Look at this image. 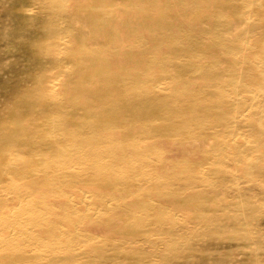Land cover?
Returning <instances> with one entry per match:
<instances>
[{"label": "rangeland", "instance_id": "obj_1", "mask_svg": "<svg viewBox=\"0 0 264 264\" xmlns=\"http://www.w3.org/2000/svg\"><path fill=\"white\" fill-rule=\"evenodd\" d=\"M78 1L77 7L71 3L76 9L70 4L74 12L69 8V14H62L57 0H0V264H264V0H193L197 4L188 7L189 15L176 16L177 28L184 29L178 47L158 52L154 56L163 63L150 65V75L160 87L135 103L124 101L118 109L126 118L114 125L116 137L136 138L142 146L140 157L150 162L143 167L134 161L131 168H112L114 173L99 176L78 175L85 166L68 171L53 166L62 158L52 148H64L65 131L79 130L69 123L60 132L55 123L71 114L91 117L109 111L103 98L109 90L100 86L86 54L96 48L93 41L90 38L85 53L72 51L82 34L102 26L93 21L99 18L96 13L87 12V4L94 6L92 0ZM124 1L113 0L114 19L126 15L128 0ZM127 26L114 25L117 30ZM147 59L154 57L149 54ZM168 70L171 75L165 73ZM66 182L72 188L70 196L78 194L71 201L61 197L48 204L25 193L65 187ZM118 196L125 198L117 201ZM67 203L77 205L78 215L57 220ZM48 206L52 208L46 211ZM78 217L87 220L77 221ZM95 228L98 235L88 237ZM50 229L63 236V243V234L71 231V247L51 245Z\"/></svg>", "mask_w": 264, "mask_h": 264}, {"label": "bare ground", "instance_id": "obj_2", "mask_svg": "<svg viewBox=\"0 0 264 264\" xmlns=\"http://www.w3.org/2000/svg\"><path fill=\"white\" fill-rule=\"evenodd\" d=\"M56 1V0H55ZM58 1V5H59V9L60 11L63 13H68L69 8H71L74 12V7L76 6L74 2L79 3L78 0H57ZM120 2H124L126 3L124 0H119ZM127 1V0H126ZM205 1V0H204ZM73 2V4H71ZM116 2V1H114ZM114 2L113 0H92L91 3H94V6L92 5H86L87 7V12H89L90 10L94 13H96L99 18H95L93 19V21L95 22V25H102V26H95L94 29L91 31L92 33L89 34H82L83 38L81 40V38H78V44L73 46L74 49H72V51L77 52V54H81V53H85L86 51H88L89 49V45H90V41H93L94 46H96V48L92 51H88L87 57L88 60L90 62H92L99 74L98 79L100 80V82L102 83L100 86L103 87L106 90H109L107 96H104L103 98H105L106 104L109 106V111L105 110L106 113L98 116V115H92L91 117L88 115L85 116H78L75 114H71L70 116H65L66 121H64L63 119L58 121L57 123H55L54 128L59 129L60 132H64L65 130H67L66 128H68L69 123H73L75 126H77L79 128V130H75L73 132L71 131H65L64 132V138H68L66 139L65 145H63L64 148H60V147H53V151H55L56 153H59V157L61 156L62 160H60L58 163L54 162V167L58 168L59 166H61L62 170H71V168H73L74 166H85L84 169H82L83 171H81L80 173H78V175H92V176H99L102 174H106L108 171L112 172V168L114 170L115 169H122V170H126L130 167V165L134 162L137 161L140 164H142L141 166L146 167L149 164V158L147 159H142V157H140L139 153L142 152V146L140 144L139 141L136 140V138H132L129 137V139H125V140H119L116 135L115 132L116 128H114V125L118 122V121H123L126 117L124 116V114H122V108L119 110V107L123 106V102L126 101L131 102V103H135L142 95L143 96H148L151 95L155 90H157L160 85L157 83L158 81L155 80L156 76L153 75V70H152V76H155V78H153L150 75V71L153 68V66H150L153 63H161V60H157L155 58L154 55H157L158 52H161L162 50L169 48V49H175L178 46V43L180 41V37L181 35L184 33V29L182 28H177L178 27V23H176V16L179 17V14L181 15V13H187L189 15V6L195 5L197 4V2L193 1V0H128V8L126 10V15L122 14V17L117 19H114V10H113V6H114ZM81 3V2H80ZM83 3V2H82ZM86 3V2H85ZM88 3V2H87ZM211 3V2H210ZM256 3V2H255ZM70 4L73 5L72 7H70ZM218 4V3H217ZM252 4V3H251ZM77 7V6H76ZM75 7V9H76ZM174 7H176L179 12L177 14H175V9ZM205 11V10H204ZM76 13V12H75ZM123 13V12H122ZM69 14V13H68ZM211 14V13H210ZM221 14V11H220ZM219 14V15H220ZM214 16V15H213ZM130 17V18H128ZM212 17V16H211ZM214 18V17H213ZM232 18V17H231ZM187 19V18H186ZM212 19V18H211ZM210 19V20H211ZM221 19V18H220ZM236 19V18H235ZM183 20V19H182ZM215 20V19H214ZM212 20V21H214ZM118 21V22H117ZM232 21H235L234 19ZM125 22L128 23V26L123 30V28H121L120 30L115 29L114 25L115 23H120L125 24ZM223 24V23H222ZM117 25V24H116ZM119 26V25H118ZM192 27V25H191ZM198 28V27H197ZM74 29H76L74 27ZM235 29V26H234ZM263 29V28H262ZM66 30V29H65ZM257 30V29H256ZM209 32L212 31H208V35ZM229 32V31H228ZM264 31H262L263 34ZM69 34V33H68ZM71 34V33H70ZM199 34V33H198ZM243 34V33H242ZM245 34V33H244ZM243 34V35H244ZM74 35V34H73ZM202 35V34H201ZM211 35V34H210ZM209 35V36H210ZM69 36V35H67ZM67 36L66 39L65 37H63L65 40H67ZM72 36V34H71ZM213 34L210 36V38L212 37ZM264 36V35H263ZM191 37V36H189ZM205 37V35H204ZM208 37V36H207ZM244 37V36H242ZM241 37V38H242ZM260 37V36H258ZM69 38V37H68ZM91 38V40H90ZM192 38V37H191ZM190 38V39H191ZM71 39V37H70ZM69 39V40H70ZM188 39V38H187ZM259 39V38H258ZM68 40V41H69ZM73 40V39H71ZM70 40V41H71ZM195 40V39H192ZM198 40V39H196ZM195 40V42H196ZM226 40V39H225ZM241 40V39H240ZM75 41V40H74ZM199 41V40H198ZM202 40H200L199 42H201ZM205 41V40H203ZM210 41V40H209ZM242 41V40H241ZM65 42V41H63ZM72 44L76 43L71 41ZM247 40H245V44H246ZM186 43V42H185ZM190 43V42H187ZM66 44V43H65ZM69 44V42H68ZM92 44V45H93ZM243 45V44H242ZM66 46V45H65ZM65 46L63 49H65ZM71 45H69L70 47ZM196 46V45H195ZM246 46V45H245ZM251 46V45H250ZM249 46V47H250ZM253 46V45H252ZM66 47V48H69ZM72 47V46H71ZM70 47V48H71ZM72 47V48H73ZM91 47V46H90ZM93 47V46H92ZM91 47V48H92ZM192 47V46H191ZM197 47V46H196ZM200 47V46H199ZM198 47V48H199ZM205 47V46H204ZM195 48V47H194ZM216 48V47H215ZM200 49V48H199ZM249 49V48H248ZM256 49V48H255ZM254 49V51H255ZM263 49V48H262ZM68 50V49H67ZM257 50V49H256ZM66 51V49H65ZM64 51V52H65ZM250 51V50H249ZM61 52V51H60ZM209 52V50H208ZM69 52H67L68 54ZM242 53V52H241ZM246 53V52H245ZM64 54V53H63ZM149 54H152L154 59L148 60L147 58L149 57ZM162 54V53H161ZM168 54V53H167ZM198 54V53H197ZM211 54V52L209 53ZM208 54V55H209ZM238 54V53H237ZM247 54V53H246ZM258 54V53H257ZM65 55V54H64ZM194 55V53H193ZM225 55V54H224ZM228 55V54H227ZM262 55V54H261ZM166 56V55H165ZM200 55L198 54V57ZM238 56V55H236ZM245 56V55H244ZM254 55H252L251 57H253ZM256 56V54H255ZM254 56V57H255ZM62 57V56H61ZM64 57V56H63ZM167 57V56H166ZM165 57V58H166ZM169 57V56H168ZM192 57V56H191ZM195 58H197V56H194ZM222 57V56H221ZM220 57V58H221ZM230 58H232V56L229 55ZM227 57V58H229ZM240 57V56H238ZM250 57V54H249ZM193 58V57H192ZM224 58V57H223ZM229 58V59H230ZM241 58V57H240ZM245 58V57H244ZM168 59V58H167ZM166 59V60H167ZM191 59V58H190ZM236 59V58H235ZM165 60V61H166ZM185 60V59H184ZM188 60V59H187ZM248 60V59H247ZM262 59H260L261 61ZM164 61V62H165ZM181 61V60H179ZM233 61V59H232ZM240 61V59H239ZM249 61V60H248ZM173 62V61H172ZM184 62V61H183ZM197 62V61H196ZM229 62V60H228ZM235 62V61H233ZM65 63V62H64ZM163 63V62H162ZM169 61H168V65H169ZM232 63V62H231ZM239 63V62H238ZM242 63L243 66V62H240V64ZM246 63V62H245ZM254 63V62H253ZM262 63V62H261ZM193 64V63H192ZM195 64V63H194ZM248 64V63H246ZM260 64V62H259ZM258 64V65H259ZM73 65V64H72ZM160 65V64H159ZM167 65V63H166ZM253 65V64H252ZM256 65V64H255ZM158 66V65H157ZM236 66V65H235ZM159 67V66H158ZM166 67V66H165ZM198 67V66H197ZM215 67V65H214ZM217 67V66H216ZM232 67V66H231ZM234 67V66H233ZM232 67V68H233ZM237 67V66H236ZM239 67V65H238ZM255 67V66H254ZM263 64H262V69H263ZM68 68V67H67ZM66 68V69H67ZM75 68V67H74ZM162 68V67H161ZM171 68V67H170ZM208 68V67H207ZM211 68V67H209ZM69 69V68H68ZM77 69V68H76ZM217 69V68H216ZM258 69V68H257ZM71 70V69H70ZM158 70V69H156ZM172 70V69H171ZM234 72L236 71L235 69H233ZM241 70V69H240ZM255 70V68H254ZM65 71V70H63ZM69 71V70H68ZM67 71V73H68ZM76 71V70H74ZM159 71V70H158ZM161 71V70H160ZM159 71V72H160ZM259 71V70H257ZM256 71V72H257ZM163 72V70L161 71ZM168 72L169 74V70L165 71V73ZM170 72H174V71H170ZM211 72V71H210ZM241 72V71H240ZM252 72V71H251ZM71 73V72H70ZM156 73V72H155ZM215 73V72H213ZM236 73V72H235ZM65 74V73H64ZM157 74V73H156ZM161 74V73H160ZM159 74V75H160ZM217 74V73H215ZM234 74V73H233ZM238 74V73H237ZM166 75V74H165ZM171 75V73L169 74ZM193 75V74H192ZM235 75V74H234ZM255 75V74H254ZM197 77L199 76L196 75ZM254 77V76H253ZM162 78V76H161ZM160 78V79H161ZM250 79V78H249ZM163 82V80H162ZM165 82V81H164ZM163 82V84H164ZM88 83V82H87ZM160 83V82H159ZM247 83V82H246ZM167 84V83H166ZM202 84V83H201ZM211 84V83H210ZM242 84V83H241ZM227 86V85H226ZM88 87V86H87ZM226 89V88H225ZM164 91V90H163ZM214 91V90H212ZM174 92V91H173ZM229 92V91H228ZM254 92V91H253ZM252 92V93H253ZM67 93V92H65ZM74 93V92H73ZM114 94V95H113ZM116 94V95H115ZM171 94V93H170ZM61 95V94H60ZM68 95V93H67ZM78 95V94H77ZM76 95V96H77ZM154 95V93H153ZM258 95V94H256ZM263 95V94H262ZM64 96V95H63ZM239 96V95H238ZM261 96V95H260ZM61 96H59L60 98ZM67 97V96H66ZM207 97V95H206ZM212 97V96H211ZM255 97V96H254ZM58 98V99H59ZM69 96L66 98L68 99ZM175 98V97H174ZM179 98V97H178ZM181 98V97H180ZM178 99V100H182V99ZM204 98V97H202ZM253 98V97H252ZM251 98V99H252ZM57 99V98H56ZM55 99V102H56ZM57 99V100H58ZM216 99V98H215ZM63 100V99H61ZM177 100V101H178ZM200 100V99H199ZM204 101V99H202ZM208 100V99H207ZM257 100V99H256ZM60 101V100H59ZM260 101V100H259ZM54 102V101H53ZM64 102V100H63ZM172 102V101H171ZM253 103V102H252ZM69 104H72V102H70ZM256 104V103H255ZM179 105V103H178ZM177 103L175 106H177ZM260 105V103H259ZM119 110V111H118ZM198 110V109H197ZM75 111V110H74ZM196 113V112H195ZM135 114V112H133V115ZM188 114V113H187ZM258 114V111H257ZM185 115V114H184ZM190 115V114H189ZM131 116V115H130ZM92 117L94 119H92ZM191 117V116H190ZM56 118V117H55ZM54 118V119H55ZM60 118V117H59ZM53 119V120H54ZM130 119V118H129ZM133 119V118H132ZM173 119V118H172ZM79 120H82V122H78ZM197 120V119H196ZM134 121V120H133ZM132 121V122H133ZM137 121V120H135ZM192 121V120H191ZM53 122V121H52ZM131 122V123H132ZM163 123V122H161ZM165 123V122H164ZM135 124V123H133ZM54 125V124H53ZM138 125V124H137ZM143 125V124H142ZM144 127V126H143ZM125 127H123L124 130ZM54 129V130H56ZM128 128H126L125 130H127ZM149 129V128H148ZM58 130V131H59ZM57 131V132H58ZM128 131V130H127ZM180 131V130H179ZM55 132V131H54ZM55 132V133H57ZM54 133V136L56 135ZM59 133V132H58ZM57 133V134H58ZM178 133V132H177ZM176 133V134H177ZM183 133V132H181ZM179 134V133H178ZM177 134V135H178ZM202 134V133H201ZM60 135V134H59ZM58 135V136H59ZM252 135V134H251ZM141 136V135H140ZM146 136V135H145ZM57 137V136H55ZM54 137V138H55ZM137 137V136H136ZM168 138V137H167ZM252 138V137H251ZM60 139V136L59 138ZM143 139V138H142ZM140 140V139H138ZM150 142V141H149ZM249 142V141H248ZM152 143V142H151ZM161 143V141L159 142ZM164 143V142H163ZM172 143V142H170ZM204 143V141H203ZM158 145V144H157ZM169 145V144H168ZM172 145V144H171ZM177 145V144H176ZM160 146V145H159ZM170 146V145H169ZM203 146V145H202ZM51 147V146H50ZM166 147V145H165ZM150 148V147H149ZM161 148V147H160ZM172 148V147H171ZM240 148V147H239ZM16 149V147H15ZM167 149H169L167 147ZM194 149V148H192ZM13 150V149H12ZM223 150V149H221ZM165 151V150H164ZM180 152V150H177ZM242 151V150H241ZM13 152V151H12ZM199 152V151H198ZM17 153V152H14ZM189 153V152H188ZM197 153V152H195ZM194 153V154H195ZM203 153V152H202ZM13 154V153H12ZM174 155V153H172ZM172 154H170L172 156ZM199 154V153H197ZM196 154V155H197ZM205 154V153H204ZM220 154V153H219ZM43 155V154H42ZM46 155V154H45ZM180 155V153H179ZM187 155V154H185ZM191 155V154H189ZM202 155L201 152L199 154V156ZM226 155V154H225ZM14 156V154H13ZM143 156V155H142ZM204 156V155H203ZM34 157V156H33ZM44 157V156H43ZM145 158V156H143ZM150 157V156H149ZM205 157V156H204ZM220 157V156H219ZM228 157V156H227ZM225 157V158H227ZM152 158V157H151ZM191 158V157H190ZM233 158V157H232ZM13 159V157H12ZM48 159V158H47ZM46 159V160H47ZM153 159V158H152ZM189 159V158H188ZM192 159V158H191ZM165 160V159H164ZM220 160V159H219ZM227 160V159H226ZM235 160V159H234ZM14 161V160H11ZM49 161V159L47 160ZM46 161V162H47ZM54 161V160H53ZM189 161V160H188ZM221 161V160H220ZM17 162H19L17 160ZM27 162V161H26ZM163 162V161H162ZM165 162V161H164ZM12 163V162H10ZM20 163V162H19ZM18 163V164H19ZM22 163V162H21ZM17 164V163H16ZM17 164V165H18ZM60 164V165H59ZM180 164V163H179ZM169 165V163H168ZM198 165V164H197ZM133 166V165H132ZM152 166V165H151ZM23 167V166H22ZM139 167V165H138ZM161 167V166H160ZM167 167V166H166ZM170 167V166H169ZM225 166H222V168H224ZM262 167V166H261ZM75 168V167H74ZM78 169V167H76ZM131 168V167H130ZM140 169H142L141 167H139ZM19 169V168H18ZM53 169V167H52ZM111 169V170H110ZM161 169V168H160ZM225 169V168H224ZM38 170V169H37ZM36 170V171H37ZM79 170V169H78ZM144 169L140 170V172H142ZM262 171V169H260ZM8 171V169H7ZM145 171V170H144ZM46 172V171H45ZM49 172V171H48ZM162 172V170H161ZM222 172H224L222 170ZM258 172V171H257ZM67 174V172H65ZM64 173V174H65ZM148 173V172H147ZM163 173V172H162ZM16 174V173H15ZM26 174V173H25ZM46 174V173H45ZM54 174V172H53ZM63 174V173H61ZM63 174V175H64ZM151 174V173H150ZM164 174H166L164 172ZM169 174V173H168ZM202 174V173H201ZM38 175V173H37ZM69 175V173L67 174ZM75 175V174H74ZM77 175V176H78ZM153 175V174H152ZM256 175V174H255ZM26 176V175H25ZM40 177V175H38ZM54 176V175H53ZM141 176V175H140ZM174 176V175H173ZM206 176V175H205ZM258 176V173H257ZM27 177V176H26ZM29 177V176H28ZM27 177V178H28ZM38 177V178H39ZM145 177V176H144ZM151 177V176H149ZM236 177V176H235ZM43 178V177H42ZM74 178L73 176L70 177V179ZM82 177L79 178H75L74 180H78ZM103 178V177H102ZM132 178V176H131ZM136 178V177H135ZM164 178V177H163ZM15 179V178H14ZM56 179V178H55ZM66 179V177H65ZM85 179V178H84ZM160 179V178H159ZM151 180V179H150ZM54 181V180H53ZM58 181V180H57ZM62 182V180H60ZM44 182V181H43ZM60 182V183H61ZM68 182V181H67ZM66 182V186L64 187L61 184V187H56L55 189H53V187H51L52 189H45L43 190L41 188L40 189H36L34 191L31 192H25L28 193L30 196H33L34 198H36V200L38 202H49L51 199L54 198H61V197H65L68 201L71 199V196L76 197L78 194H76V196L71 195L70 196V190L72 188H70V184ZM253 182V181H252ZM15 183V180H14ZM19 183V182H18ZM25 183V182H24ZM247 183V182H246ZM10 184V183H9ZM12 184V183H11ZM43 184V183H42ZM41 185V184H39ZM57 185V184H56ZM60 185V184H59ZM27 186V185H26ZM64 188H63V187ZM81 186V185H79ZM208 186V184H207ZM212 186V185H211ZM34 187V186H33ZM55 187V186H54ZM84 187V186H82ZM145 187V186H144ZM143 187V188H144ZM209 187V186H208ZM262 187H264L262 185ZM29 188V187H27ZM85 188V187H84ZM88 187H86L87 190ZM91 188V187H90ZM19 189V188H18ZM24 188H21V190ZM91 189H93V191H95V188L92 187ZM140 189V188H138ZM25 190V189H24ZM98 190V189H97ZM206 190V189H205ZM263 190V189H262ZM17 191V190H15ZM100 191V190H99ZM98 191V192H99ZM134 191V190H133ZM20 192V191H19ZM23 192V191H21ZM128 191H126L125 194H127ZM77 193V192H76ZM208 193V192H207ZM18 194V192H17ZM23 194V193H20ZM223 194V193H222ZM3 195V194H2ZM120 195H123L122 193ZM129 195V194H128ZM128 195H126L125 197H127ZM206 195V194H204ZM214 195V194H213ZM261 195V194H260ZM263 195V193H262ZM27 196V194H26ZM24 194V197H26ZM79 196L81 197L80 193ZM208 196V195H207ZM217 196V195H216ZM17 197V196H16ZM72 197V198H73ZM85 197V196H84ZM124 197V198H125ZM122 198V196H118L117 199H124ZM162 198V197H161ZM262 198V197H261ZM22 199V198H21ZM28 199V198H27ZM76 199V198H75ZM85 199V198H84ZM90 199V198H87ZM91 199H95L94 197H92ZM103 199H106L105 197H103ZM160 199V198H159ZM168 199V198H166ZM185 199V198H184ZM229 199V197H228ZM17 200V199H16ZM19 200V198H18ZM64 200V199H63ZM62 200V201H63ZM190 200V199H189ZM2 201V200H1ZM71 201V200H70ZM73 201V200H72ZM76 202V200H74ZM73 201V202H74ZM85 201V200H84ZM118 201V200H117ZM121 201V200H120ZM154 201V199L152 200ZM263 201V199H262ZM4 202V201H3ZM17 202V201H15ZM66 202V200L64 201V203ZM74 202V203H75ZM86 202V201H85ZM84 202V203H85ZM97 202V200H96ZM251 202V201H250ZM77 205H79L78 200H77ZM153 203V202H152ZM6 204V203H5ZM10 204V203H9ZM18 205V202L16 203ZM40 204V203H39ZM49 204V203H48ZM88 204V203H87ZM86 204V205H87ZM97 204V203H96ZM99 204V203H98ZM112 204V203H111ZM141 204V203H140ZM2 205V204H1ZM7 205V204H6ZM5 205V206H6ZM16 205V206H17ZM24 205V204H23ZM29 208L30 204H28ZM55 206H57L56 204H54ZM77 205L74 204H70L67 203L65 204L64 207H62V211H61V217H57L56 219L59 221L63 220L64 218L68 219L70 217V214H72L73 216L75 215V212L77 211ZM84 205V204H83ZM109 205V204H108ZM107 205V206H108ZM142 205V204H141ZM140 205V206H141ZM145 205V204H144ZM153 205V204H152ZM162 205V204H161ZM180 205V204H179ZM12 205H10L9 207H11ZM14 206V205H13ZM15 206V207H16ZM26 206V204H25ZM24 206V207H25ZM36 206V205H35ZM34 204L33 207L35 208ZM46 206V204H45ZM52 206V205H51ZM54 206V207H55ZM102 206V205H100ZM99 206V207H100ZM156 206V204H155ZM254 206V205H253ZM9 207L7 208L8 212H9ZM23 207V208H24ZM48 210L49 211L52 207L48 206ZM58 207V206H57ZM56 207V208H57ZM87 207V206H86ZM97 207V206H95ZM98 207V208H99ZM109 207V206H108ZM14 208V207H13ZM33 208V209H34ZM37 208V207H36ZM6 209V207H5ZM40 209V208H39ZM79 210H81V208H78ZM84 209V207L82 208V210ZM97 209V208H96ZM104 209V208H103ZM148 209V208H146ZM17 210V209H16ZM35 210V209H34ZM38 210V209H37ZM37 210H35L33 213L37 212ZM44 209H42L43 211ZM82 210L80 211L82 213ZM91 210H93L91 208ZM27 211V210H26ZM31 211V210H30ZM151 211V210H150ZM2 212V211H1ZM6 212V213H8ZM14 212V211H13ZM29 213V211H27ZM90 212V211H89ZM95 212H97L95 210ZM147 212V210H146ZM149 212V210H148ZM239 212V211H238ZM237 212V213H238ZM39 213V211H38ZM53 213V212H52ZM74 213V214H73ZM88 213V212H87ZM145 213V212H144ZM215 213V212H214ZM262 213V212H261ZM27 214V213H24ZM29 214H32V212H30ZM28 214V215H29ZM36 214V213H35ZM34 214V215H35ZM45 214V213H44ZM43 214V215H44ZM50 214V213H49ZM59 215V212L56 213ZM96 214V213H95ZM98 214V213H97ZM117 215H119V213H116ZM114 214V215H116ZM146 214V213H145ZM144 214V215H145ZM196 215V213H194ZM198 214V213H197ZM230 214V213H229ZM8 215V214H7ZM22 215V214H21ZM42 215V216H43ZM55 215V214H54ZM76 215L77 212H76ZM113 215V214H112ZM110 215V216H112ZM113 215V216H114ZM126 215V214H125ZM143 215V216H144ZM214 215V214H213ZM90 216V215H89ZM122 216V215H121ZM19 217V216H18ZM44 217V216H43ZM46 217V216H45ZM101 217V216H100ZM230 217V216H229ZM10 218V217H9ZM17 218V217H14ZM13 218V219H14ZM55 219V217H53ZM102 218V217H101ZM188 218V217H187ZM12 219V218H10ZM9 219V221H11ZM25 219V218H24ZM23 219V220H24ZM37 219H39L37 217ZM44 219V218H43ZM47 219V218H46ZM103 219V218H102ZM116 219V218H115ZM138 219V218H137ZM34 220V219H33ZM45 220V219H44ZM51 220V219H50ZM84 221L87 219H83L81 217L77 218V221ZM121 220V219H120ZM191 220V219H190ZM82 221V222H83ZM92 221V220H91ZM152 221V220H151ZM154 221V220H153ZM12 222V221H11ZM47 222V221H46ZM58 222V221H57ZM118 222V220L116 221ZM114 222V223H116ZM4 223V222H3ZM15 223H16V219H15ZM37 223V222H36ZM52 225V222H50ZM54 223V222H53ZM56 223V221H55ZM140 223V222H139ZM138 223V224H139ZM206 223V222H205ZM9 224V223H8ZM26 224V223H25ZM80 224V223H79ZM93 224V223H91ZM106 224V223H105ZM104 224V225H105ZM123 224V223H122ZM11 225V224H10ZM54 225V224H53ZM56 225V224H55ZM61 225V224H60ZM65 225V223H64ZM63 225V226H64ZM67 225V224H66ZM86 225V224H84ZM12 226V225H11ZM8 225V227H11ZM62 226V225H61ZM69 226V225H67ZM64 226V227H67ZM91 226V225H90ZM142 226V225H141ZM222 226V225H221ZM7 227V228H8ZM26 227V226H24ZM56 227V226H55ZM63 227V228H64ZM78 227V226H77ZM96 227V226H95ZM102 227V226H101ZM133 227V226H132ZM4 227L2 225V229L1 231L4 230ZM72 228V227H71ZM70 228V229H71ZM80 228V227H79ZM147 228V227H146ZM14 229V228H11ZM10 229V230H11ZM73 229V228H72ZM96 229V228H95ZM136 229V228H135ZM6 230V229H5ZM18 230V229H17ZM34 230V229H33ZM54 230V228H53ZM52 229L49 230L50 233V237H49V242L50 244H54L55 242H61L63 244V246L66 245V248L71 247L72 243H73V237L71 234V231H69L66 234H63L65 237V241L64 243L62 241H60V238H62L63 236L60 235L59 232L57 231H53ZM76 230V229H74ZM100 230V229H99ZM105 230V229H104ZM206 230V229H205ZM39 231V230H38ZM47 231V230H45ZM95 234L91 233L92 231L90 230L89 234H87L88 237H93L95 238L97 235L96 233H98L97 229L95 230ZM32 232V231H31ZM55 232V233H54ZM75 232V231H74ZM2 233V232H1ZM198 233V232H197ZM8 234V233H7ZM28 234V233H25ZM173 234V233H172ZM238 234V233H237ZM246 234V233H245ZM255 234V233H254ZM253 234V235H254ZM10 235V233H9ZM23 235V234H22ZM21 235V237H22ZM4 236V235H3ZM8 236V235H7ZM6 236V237H7ZM29 236V235H28ZM38 236V235H37ZM71 238H70V237ZM185 236V235H184ZM198 236V235H197ZM196 236V237H197ZM100 237V235H99ZM171 237V236H170ZM133 238V237H132ZM175 238V237H174ZM183 238V237H182ZM253 238V236H252ZM91 239V238H90ZM166 239V238H165ZM189 239V237H188ZM246 239V237H245ZM29 240V237H28ZM34 237H33V242H34ZM25 241V240H24ZM45 241H47L45 239ZM93 241V240H92ZM27 241H25L24 243H26ZM90 242V241H89ZM4 243V242H2ZM1 243V244H2ZM38 243V242H37ZM86 243V242H85ZM174 243V242H173ZM23 244V243H22ZM28 244V243H26ZM25 244V245H26ZM36 243H34L35 245ZM99 244V243H97ZM96 244V245H97ZM24 245V244H23ZM22 245V246H23ZM33 245V246H34ZM161 245V244H160ZM21 246V247H22ZM33 246L31 248H33ZM38 246V245H37ZM57 246V244L55 245ZM60 246V247H63ZM77 246V245H76ZM80 246V244H79ZM170 246V244H169ZM176 246V245H175ZM6 247V246H5ZM4 247V248H5ZM43 247V245H42ZM82 247V246H81ZM164 247V246H163ZM188 247V246H187ZM30 248V249H31ZM38 248V247H37ZM40 248V247H39ZM90 248V247H88ZM96 248H98L96 246ZM172 248V247H171ZM204 248V247H203ZM24 249V248H23ZM22 249V250H23ZM41 249V248H40ZM72 249V248H71ZM79 249V248H78ZM170 249V248H169ZM37 250V249H36ZM39 250V249H38ZM74 250V249H73ZM96 250V249H95ZM28 251V250H27ZM31 251V250H29ZM76 251V250H75ZM80 251V250H78ZM72 252V251H71ZM189 252V251H188ZM11 253V252H10ZM6 254V253H5ZM12 254V253H11ZM45 254V253H42ZM50 254V253H49ZM56 254V253H55ZM156 254V253H155ZM40 255V254H39ZM38 255V256H39ZM146 255V254H145ZM41 256V255H40ZM39 256V257H40ZM43 256V255H42ZM59 257V256H58ZM142 257V256H141ZM54 257H52V261L55 260L53 259ZM62 259V257H60ZM64 259V258H63ZM66 259V258H65ZM71 259L74 261L75 259H73L71 257ZM155 259V258H154ZM152 260V259H150ZM28 261V260H27ZM37 261V260H36ZM51 261V262H52ZM58 261V260H57ZM67 261V260H66ZM20 262V263H19ZM23 261H17V264H22ZM42 262V261H40ZM44 262V261H43ZM259 262V261H258ZM32 264V263H31ZM65 264V263H64ZM71 264V263H70ZM151 264V263H150Z\"/></svg>", "mask_w": 264, "mask_h": 264}]
</instances>
